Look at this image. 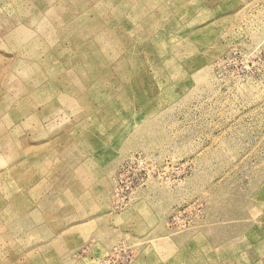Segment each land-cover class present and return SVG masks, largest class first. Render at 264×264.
<instances>
[{
  "label": "rangeland",
  "instance_id": "1",
  "mask_svg": "<svg viewBox=\"0 0 264 264\" xmlns=\"http://www.w3.org/2000/svg\"><path fill=\"white\" fill-rule=\"evenodd\" d=\"M0 264H264V0H0Z\"/></svg>",
  "mask_w": 264,
  "mask_h": 264
}]
</instances>
